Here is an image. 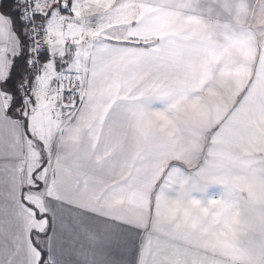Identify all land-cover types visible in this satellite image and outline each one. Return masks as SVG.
Returning <instances> with one entry per match:
<instances>
[{
    "label": "snow or ice",
    "instance_id": "obj_1",
    "mask_svg": "<svg viewBox=\"0 0 264 264\" xmlns=\"http://www.w3.org/2000/svg\"><path fill=\"white\" fill-rule=\"evenodd\" d=\"M0 264H264V0H0Z\"/></svg>",
    "mask_w": 264,
    "mask_h": 264
}]
</instances>
